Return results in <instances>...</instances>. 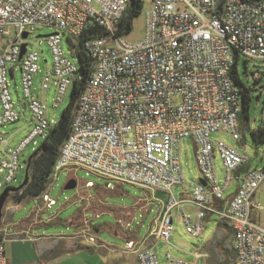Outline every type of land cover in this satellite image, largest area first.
<instances>
[{"label":"built area","instance_id":"obj_1","mask_svg":"<svg viewBox=\"0 0 264 264\" xmlns=\"http://www.w3.org/2000/svg\"><path fill=\"white\" fill-rule=\"evenodd\" d=\"M128 2L0 0V127L18 122L25 110L30 114L22 127L30 126L29 131L11 148L9 141L19 129L9 137L0 131V185L15 179L22 168V152L46 137L56 123L50 109L58 107L79 78L78 59L69 44L63 48L62 33L76 41L84 29L98 27L103 34L83 42L92 69L77 98L51 180L40 195L44 207L55 204L46 192L53 178L62 169H82L107 179V187L115 181L167 195L147 236L125 242L124 249L136 255L138 264H194L169 251L160 263L156 251L143 245L147 237L170 243L177 207L184 231L192 237H200L209 215L230 225L233 264H264V224L252 217L261 207L254 195L264 180V168L248 167V154L223 139H212L214 133L235 141L243 136L238 118L242 98L230 71L235 54L264 60V0H152L143 34L136 39L116 34L126 11L121 3ZM40 26L53 30L44 35L50 61L28 39ZM9 75L14 89H20L17 100ZM187 138L195 145L205 183L190 185L187 197L177 198L173 188L185 183L178 144ZM232 182L236 189L226 195ZM183 202L195 211L183 209ZM81 235L91 244L97 242L90 229H82ZM0 264H7L3 242Z\"/></svg>","mask_w":264,"mask_h":264},{"label":"rangeland","instance_id":"obj_2","mask_svg":"<svg viewBox=\"0 0 264 264\" xmlns=\"http://www.w3.org/2000/svg\"><path fill=\"white\" fill-rule=\"evenodd\" d=\"M152 0H143V8L141 14L134 18L132 30L128 33L129 39H136L142 36L144 30L145 12L151 5ZM53 32L47 26H40L35 31L29 33L28 39L32 43L36 42L38 48L43 49L44 58L50 61V52L46 45L44 35ZM62 45L67 49L68 41L64 33H62ZM71 57V56H70ZM72 58V57H71ZM244 57L240 56L238 61V73L242 80L251 87L252 99L249 105V125L251 128L258 126L264 120V60L248 59L244 64ZM76 59L74 58V61ZM41 73L36 74L37 84ZM17 83L20 81V72L15 73ZM12 84L11 90L15 100L21 95L20 89H14L13 80L9 75ZM54 90L50 88L47 92L48 102L51 103V97ZM70 100V91L63 96L62 102L54 110L50 109L49 116L53 117L54 122L58 121L62 110ZM28 110L22 113L18 122L8 124L4 128L0 127V131L4 135L11 134L19 129L12 136L11 146L20 141L29 131L30 126L25 124L26 118L29 116ZM212 139H223L231 146L237 148L244 154H248V166L251 168H264V144L255 147L250 139L249 133L244 132V136L239 141L232 140L228 135L221 133L212 134ZM41 141L39 140L35 146L28 145L21 154L22 168H19L15 179L9 183L0 185V193L5 187H18L25 178L26 166L34 148H38ZM178 152L180 164L185 179L184 186L179 185L173 188L174 195L179 198L181 192L189 189L201 178L200 170L195 157V145L192 139L187 138L178 144ZM1 155V151H0ZM218 166V179L221 181L222 169L220 160L216 158ZM74 179L76 186L66 189V183ZM87 181H92L94 185H86ZM107 179L97 176L96 174H88L82 169L70 170L62 169L57 178H53L46 192L55 199V204L46 209L42 204L41 196H26L21 201L16 200L12 193L6 198L0 226L5 225L6 229H15L22 227L21 223L28 217H39L40 224L33 229H63L64 233H72L75 228L74 223L86 221L88 227H99L95 236L99 243H107L123 247L124 239L117 236L110 229H131L136 233L138 238L143 237L154 221L161 209L167 201V195L161 191H154L148 188L140 187L129 183H120L110 181L111 186L107 187ZM236 182H232L225 194L234 192ZM185 188V189H184ZM254 198L261 205L259 210H253L255 220L264 224V180L257 188ZM180 208L173 209L174 230L171 236V244L159 243V247L167 249L173 256L187 259L194 264H219L225 259L222 247H231V238L227 235L226 229H219L217 226V217L209 215L204 219V231L200 237L195 238L184 231V226L178 218ZM125 213V214H124ZM54 215L52 220H47ZM72 220V222H71ZM65 229H68L67 231ZM221 233V234H220ZM225 237L223 240L222 237ZM221 242L219 243V241ZM216 242V243H215ZM206 246V247H205ZM207 251V256L195 258L194 251ZM160 263H163L160 258ZM124 264H127L124 261ZM230 264H233L232 262Z\"/></svg>","mask_w":264,"mask_h":264},{"label":"trees","instance_id":"obj_3","mask_svg":"<svg viewBox=\"0 0 264 264\" xmlns=\"http://www.w3.org/2000/svg\"><path fill=\"white\" fill-rule=\"evenodd\" d=\"M250 2H259L260 0H244ZM143 8V0H129L126 11L120 21H118V30L116 34L127 35L132 30V23L135 17L141 14ZM95 34H103L98 27L90 26L83 30L79 38L73 41L67 37L68 44L73 48L74 55L78 59L79 78L74 79L70 91V100L62 110L58 121L48 130L46 137L41 141L39 147L32 153L29 158V166L27 170V181L18 190L12 193L13 197L21 201L26 196H40L50 182L51 173L55 160L59 154V150L70 131L72 118L75 112L76 101L82 92L86 81L92 69V60L83 48V42L92 38ZM248 59H244V64ZM237 54L234 55V62L231 67V75L235 83L239 87L241 93V110L238 118L241 126L242 134L247 131L249 133L252 144L257 147L264 144V120L256 127L251 128L249 125V105L252 99L251 87L247 85L238 73ZM21 185V184H20ZM9 196V195H8ZM217 225L226 229L227 235L231 238V247H222L225 255L224 261L219 264H230L234 262V249L232 247L233 232L230 225L220 219H217ZM225 237L223 236L221 240ZM219 241V243L221 242ZM3 242V235L0 233V243ZM216 243V242H215Z\"/></svg>","mask_w":264,"mask_h":264},{"label":"crops","instance_id":"obj_4","mask_svg":"<svg viewBox=\"0 0 264 264\" xmlns=\"http://www.w3.org/2000/svg\"><path fill=\"white\" fill-rule=\"evenodd\" d=\"M9 147H12L11 141H9ZM188 193L189 189H185L184 192L180 193L179 198L187 197ZM181 207L190 212L195 211L194 207L188 202H183ZM252 217L255 219L256 214L254 218L252 213ZM178 218L180 219L179 215ZM174 219L173 215V225ZM40 223L39 217L32 218L30 216L22 221V227L6 229L5 225L0 226L7 264H124V261L127 264H138L136 255L124 249L125 242L129 238L143 239L150 229H147L145 235L140 238L131 229H110L117 236L123 237V247H119L113 244L99 243L97 238L95 244L89 243L81 235L82 229H90V233L94 236L101 229L93 226L87 228L86 221H83L82 218L74 223L76 229H73L72 233H64L63 229H33L34 226ZM219 229L222 228L219 227ZM16 233L17 236H14L13 234ZM159 243L161 242H156L153 237H147L143 245L154 249L159 260L160 258L164 260V253L169 250L160 248ZM169 244H171V239ZM207 254V251L200 252L198 250L193 252L195 258L204 257Z\"/></svg>","mask_w":264,"mask_h":264},{"label":"water","instance_id":"obj_5","mask_svg":"<svg viewBox=\"0 0 264 264\" xmlns=\"http://www.w3.org/2000/svg\"><path fill=\"white\" fill-rule=\"evenodd\" d=\"M27 34L24 33L23 34V37H26ZM24 53V46H22V51L20 53V56H22V54ZM28 166H29V160H28V163H27V166H26V173H25V178L23 180V182L21 183V185H19L18 187L14 188V187H5L3 189V191L0 193V219L2 217V209H3V206H4V203H5V200L6 198L8 197L9 193L10 192H14L16 190H18L23 184L26 183L27 181V170H28ZM200 182L202 183H205L204 180L202 178L199 179ZM76 186V182L74 179H71L69 180L66 185H65V188L66 189H71V188H74Z\"/></svg>","mask_w":264,"mask_h":264},{"label":"bare ground","instance_id":"obj_6","mask_svg":"<svg viewBox=\"0 0 264 264\" xmlns=\"http://www.w3.org/2000/svg\"><path fill=\"white\" fill-rule=\"evenodd\" d=\"M128 3H121V10H126Z\"/></svg>","mask_w":264,"mask_h":264}]
</instances>
